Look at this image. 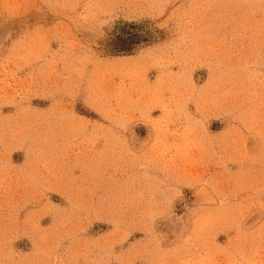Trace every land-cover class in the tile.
<instances>
[{
    "label": "rangeland",
    "instance_id": "rangeland-1",
    "mask_svg": "<svg viewBox=\"0 0 264 264\" xmlns=\"http://www.w3.org/2000/svg\"><path fill=\"white\" fill-rule=\"evenodd\" d=\"M0 264H264V0H0Z\"/></svg>",
    "mask_w": 264,
    "mask_h": 264
},
{
    "label": "trees",
    "instance_id": "trees-1",
    "mask_svg": "<svg viewBox=\"0 0 264 264\" xmlns=\"http://www.w3.org/2000/svg\"><path fill=\"white\" fill-rule=\"evenodd\" d=\"M135 38H137V35H133L132 33L128 32L127 35L124 36H117L116 41H114L113 43V47L118 46V43L120 44V48H131L133 49V47L138 44L140 41H135ZM117 42V43H116Z\"/></svg>",
    "mask_w": 264,
    "mask_h": 264
}]
</instances>
